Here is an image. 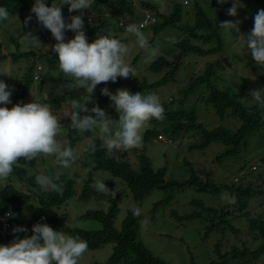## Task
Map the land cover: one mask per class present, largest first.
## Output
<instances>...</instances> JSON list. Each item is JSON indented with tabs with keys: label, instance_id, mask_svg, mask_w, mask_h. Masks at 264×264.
<instances>
[{
	"label": "rangeland",
	"instance_id": "obj_1",
	"mask_svg": "<svg viewBox=\"0 0 264 264\" xmlns=\"http://www.w3.org/2000/svg\"><path fill=\"white\" fill-rule=\"evenodd\" d=\"M136 1L139 4L138 6L143 8L142 0ZM188 1L189 3L186 5L184 4V0H150L148 2L155 4L158 10L166 14L172 13L175 5H179L183 10L184 21H189L195 12L194 6L196 0ZM45 2L47 3V0H45ZM55 2H57V0H55ZM199 2L210 14L218 10V7H213L214 0H199ZM242 3L244 7L238 9V15L233 20L241 21V33L236 34L231 31L222 30L224 49L216 56L199 55L194 52L182 55L181 51L175 47V44L183 37L181 30L176 27L168 26L162 30L155 31L153 26H151L142 30L148 38L149 46L158 48L157 54L154 57H149L148 53L135 43V37L127 34L125 30L120 27L114 3L110 1L99 4L97 6V10L99 11L97 15L93 14L91 9L83 10L84 28L89 42L94 41L97 38V34L111 35L121 39L123 43L128 44L130 47L128 60L131 66L136 69L137 76L132 78L119 77L113 85H104V87H107L113 93L119 88H127L133 93L141 92L142 95L155 93L160 97L163 106L170 103V109H177L179 107L190 108L194 106L197 110L199 121L209 128H214L222 124L236 130L240 124L238 119L229 116H225V118L222 119L213 105L202 100L201 97L208 94L206 85H202L190 92L187 98L184 99L183 104L180 103V100L183 97V90L191 83V78L202 74L209 62L220 59L223 64L218 68L216 74H214L212 82L217 84L221 89L230 88L234 91H238L242 88H246L247 95L244 99L252 104L257 103L253 101L249 94L253 89L264 88V68H261L255 63L241 37H244L245 34L251 31V29H249L250 17L255 10L259 9L260 3L258 0H242ZM32 6L18 13L5 25L0 26V41L3 44L2 49H6V51L2 50V52L8 55L0 60V66L5 64L10 65L14 75L9 77L0 74V80H3L9 88L12 89L11 101L16 98L17 88L21 79L29 70L32 58L19 57L17 60L13 61L9 53L17 52L18 49L22 52L34 48L30 45L26 33L38 36L40 41L48 38L52 45L56 43L51 32L44 28L42 24L35 32L33 28H29L28 25L30 23L37 22L36 15L31 13ZM61 8L66 23L71 22V17L73 15L81 14L79 11L68 13V9ZM149 9L153 10L152 7ZM29 15H31L32 18L30 22L25 23ZM99 15L106 25L101 28H96L94 30L96 32H92L94 27L102 24ZM88 16L93 17L90 23L86 19ZM141 16L142 12L136 9V17ZM87 24H89V26ZM74 35L75 33L71 30L65 31L66 40L73 38ZM13 39H15L14 43L11 42L14 41ZM50 48L51 47H49V50L44 49L45 53L51 52ZM161 57H166L171 61H175L178 67L175 70V74L169 79L160 84H153L164 79L170 71V67L168 66L160 70L152 69V64ZM37 63L42 66V69L39 71L40 75L46 78L45 82L42 83L43 90L39 88V97H35V95L38 96V94L32 95L33 91H30L25 103L31 102L35 97L39 102L52 108V105L56 103V98L67 91L78 90L79 93L83 91L82 95L74 96L71 98V101L73 99H81L87 95L83 89H70L68 87L70 81L67 80L60 71L58 67V57L52 62L48 57L44 56L38 58ZM172 69L171 67V70ZM41 82H38V84ZM143 84L145 85L143 89L136 87ZM34 85L36 86V82H34ZM102 88H96L93 97L100 94ZM170 97H172L174 101L168 102ZM71 101L63 103L59 109H56L58 110L56 115L60 121L66 118L65 113L69 115L71 111ZM57 104H59V102ZM104 110L113 118L114 110L111 107L107 106ZM149 126L151 125H148L142 131V144L139 150L146 151L151 157L155 168H166L165 179L167 181L178 180L179 182H183L190 179L192 175V166L195 170V174H198L202 180L206 181L210 179L218 183L226 182L234 184V182L242 181L240 177L245 180L251 169L254 170V172L251 171L252 176H258V174L264 173V162L262 160V157H264V125L259 132L257 131L258 133H256L251 140L249 139L247 144L241 146L232 154L220 158H218L219 154L228 149L226 144L212 142L204 149H191L190 145L199 140V137L191 131L182 133L181 135H174V137H171L170 132L167 139L174 138V143H170L164 139L166 135L163 133L164 140L154 136L151 141L146 144L144 133ZM112 127H118V119L112 124ZM62 130H64V128H62ZM61 133L63 132L61 131ZM80 134L83 135V138L82 142L76 146L78 159L70 168H63L55 163V158L53 156L44 155L34 159V162L30 164L17 163V165L24 166L27 169L28 175H39L43 173L52 179L57 178V176L74 178L77 182L75 189L79 190L82 185L81 182L83 177L92 169V166H88L84 163L85 145L89 140L100 137L101 135L98 128L90 130L89 133L80 132ZM62 137L64 139L58 134L57 139L66 144L65 137L63 135ZM129 161L135 167H138L137 152L130 153ZM254 166H256L257 169H255ZM93 174L96 175L97 181H102L105 184L106 182H114V185L117 187V192L122 193V197L118 203V213L114 223L115 228L118 230L122 229L123 221L130 209L140 208L141 218L135 226L137 238L151 250L153 255L164 259L169 264H211V261L218 257L215 251L218 242L222 244V251H226L230 250L232 245L239 244L241 241H246L251 238L245 231L238 236L230 231V227H227L225 232L214 230L207 233L210 214L202 207V204H196L194 201H203L206 206L218 209L221 208L220 206H224L229 202L226 193L216 194L201 191L195 184H189L183 187H175L174 189H171V187H155L142 200H136L120 179L115 178L110 172L94 171ZM236 178L240 179L235 181ZM9 183L17 188L26 190L19 178L13 173H11L7 180H0V188ZM172 195V199H167V197ZM259 198L261 201H264V196H260ZM68 204L61 206V211L66 213V226L70 229L81 228L96 230L102 228L100 221L86 217L84 214L90 209L109 210L111 207L110 202L99 201L95 198L89 200L79 199L73 204ZM27 206L30 207V204L24 205L23 209L27 208ZM258 206V204L254 206L252 211L258 208ZM194 212H199L200 215L194 218L190 217L189 215ZM230 218L236 227H240L242 230L246 227L247 220L245 217L236 218L231 214ZM4 244H8V242L0 236V245ZM241 245L242 242L240 243V246ZM112 252L113 244H104L96 250L86 251L79 260V264H104L108 261ZM119 264L125 263L121 262ZM251 264H264V253L257 260L252 261Z\"/></svg>",
	"mask_w": 264,
	"mask_h": 264
},
{
	"label": "trees",
	"instance_id": "obj_2",
	"mask_svg": "<svg viewBox=\"0 0 264 264\" xmlns=\"http://www.w3.org/2000/svg\"><path fill=\"white\" fill-rule=\"evenodd\" d=\"M114 3L116 7V15L120 19L134 20L136 17V8L138 3H134L133 0H95L91 12L95 15L99 13L97 6L107 2ZM35 0H0V6L6 7L10 13V20L13 19L21 11L29 9ZM260 3L259 9L255 10L250 17L249 29L254 26V16L258 10L264 9V0H258ZM53 0H47V4L51 6ZM56 3H61V0H57ZM143 7L153 8L157 11L159 21L153 25L155 31L162 30L165 27H176L183 33V37L175 45L177 49L181 51V54H187L194 52L199 55L216 56L224 49V38L222 30L219 28L220 21L234 20L237 16H229L227 10L232 6V0H227L226 3L221 5L218 0H214L213 7H218V10L213 11L211 14L207 9L200 4L199 0L195 1L193 17L189 21H184L183 10L181 6L175 5L172 13L166 14L158 10L155 4L142 0ZM137 4V5H135ZM61 7L68 9V5H62ZM68 13H70L68 11ZM238 15V14H237ZM240 15V14H239ZM100 16V15H99ZM240 17V16H239ZM90 23L93 19L86 18ZM100 20H102L100 16ZM9 20L0 21V26L8 23ZM89 26V24H87ZM106 23L102 20V24L94 27L92 32L96 28L105 26ZM29 28H33L34 32L41 26L37 21L30 23ZM121 27V26H120ZM151 27V26H150ZM125 30V28L121 27ZM149 28V27H147ZM144 28V29H147ZM143 30V29H142ZM11 41L12 43L15 42ZM46 39H42V44L46 46H52V43ZM41 45L38 49L31 48L27 51L11 52L9 55L11 60L15 61L19 57L32 58V63L29 66V70L25 73L17 88L16 98L7 107L11 108L16 103H25L28 94L34 87V74L35 69L39 66L37 63L38 58L48 57L50 61L54 62L58 57L55 53L46 52V46ZM3 44L0 41V60L7 57V54L2 52ZM51 49V48H50ZM180 54V55H181ZM175 61H171L166 57H161L152 64L153 70H160L163 67H170V71L164 77V79L155 82L153 84H160L175 74V70L178 64ZM220 59L211 61L207 64L205 71L197 76L191 78V83L183 90V97L180 103L183 104L184 99L188 94L196 88L206 85L208 88V94L202 96V100L208 104L214 106L218 115L223 119L225 116L238 119L240 124L236 130H233L224 125H218L214 128H209L199 121L196 108L179 107L177 109H170L168 104L163 107L165 109V118L161 120L152 119L149 126L144 133V140L147 144L151 139L156 136L158 139H166L170 143H174V138L167 139V136L171 132V137L174 135H181L188 131L193 132L199 137V140L190 145L191 149H204L212 142H221L228 146V149L219 154L218 158L232 154L237 151L241 146L248 143L249 139L258 133L264 125V105L258 103H249L244 97L247 95L246 88H242L238 91H234L230 88L221 89L212 82L214 74L218 71V68L222 66ZM175 65V66H174ZM174 66V67H173ZM171 67L173 68L171 70ZM45 77L39 85L42 89V83L45 82ZM114 82L101 83L96 88L104 87V85H113ZM137 88H145V85L136 86ZM83 91L79 93L78 90L67 91L56 98V103L52 105L55 109H59L63 103L70 102L74 96H80ZM97 94V93H96ZM40 94H38V97ZM171 101H174L172 98ZM168 99V102H171ZM59 102V104H57ZM95 104L104 109L109 106L114 110L113 123L118 119V113L114 107L111 106L112 102L109 97L103 94H98L94 97ZM3 106V105H0ZM93 105L89 104L91 108ZM71 111L66 118L61 119L62 135L65 137L66 145L71 146L73 149H77L76 146L82 142L83 135L79 131L70 127ZM84 115V113H82ZM94 115V114H93ZM147 125V126H148ZM258 131V132H257ZM90 131H85L89 133ZM166 135L163 139V135ZM161 136V137H160ZM95 144V152L85 150L84 163L88 166H92L81 182V188L75 189L77 182L74 178H67L65 176L53 179L61 189L62 193L48 189H42V187L36 183L35 177L37 175H28L27 169L24 166L14 165L13 174H15L23 188H17L13 184H6L0 188V215H4L6 212H12V216L17 222L31 224L37 218L45 215L48 219L50 226L55 230H62L66 234L72 236H78L81 239L87 241L89 250H96L104 244H113V252L110 255L108 261L104 264H119L124 262L125 264H169L164 259L152 254L151 250L137 238L135 226L141 218L133 215L132 209L127 213L126 218L123 221L122 229L115 228V218L118 213V203L122 197V193L117 192V187L114 182H106L108 191L99 192L91 187V185L97 181L94 171L110 172L115 178L120 179L123 185L129 189L132 196L136 200H142L151 190L155 187H183L189 184H195L199 190L212 192V193H226L229 201L232 197H235V203H226L221 208H215L206 206L203 201H194L196 204H202V207L210 214L207 225V233L212 231L225 232L227 227H230L232 232L241 235L244 231L248 234L249 238L246 241H241L242 245L234 244L230 250L222 251L221 243L216 244V252L218 254L217 259L211 261V264H251L252 261L257 260L264 253V201L260 200V196H264V173L258 174V176H252L251 173L254 170H250L247 178L242 181L229 184L226 182H213L208 179L202 180L198 174H195L193 166L191 167L192 175L190 179L179 182L178 180L167 181L165 179L166 168H155L151 157L145 150H139V148H133L127 151L113 150L109 152L103 145L100 137L89 140ZM88 141V142H89ZM86 143L85 147L87 146ZM131 152H137L138 167H135L129 161V155ZM264 162V157H262ZM34 162H27L20 159L17 163L30 164ZM257 169L256 166H254ZM252 171V172H251ZM238 178V180L240 179ZM95 198L99 201H107L111 203L109 210L103 209H90L84 216L94 218L101 222L102 228L96 230H87L81 228L70 229L66 226V213L61 211V206L66 204L70 205L77 200H89ZM172 196L167 199H172ZM259 199V200H258ZM68 202V203H67ZM72 202V203H71ZM259 202V203H258ZM32 203V205H31ZM30 204V207L24 208V205ZM259 205L258 208L253 209L254 206ZM25 210V211H24ZM233 214L236 218L245 217L247 220L246 227L242 230L240 227H236L230 215ZM199 212L191 213L189 216L194 218L199 216ZM25 216V217H23ZM32 233H13L8 232L5 236H0L6 241L11 242L17 236L23 238L25 235H31ZM102 264V263H97Z\"/></svg>",
	"mask_w": 264,
	"mask_h": 264
},
{
	"label": "clouds",
	"instance_id": "obj_3",
	"mask_svg": "<svg viewBox=\"0 0 264 264\" xmlns=\"http://www.w3.org/2000/svg\"><path fill=\"white\" fill-rule=\"evenodd\" d=\"M186 1L184 0L185 5L189 3ZM94 2L95 0H61L58 4L53 0L49 6L45 0H35L31 13H34L37 21L51 32L56 43L46 46L38 36L31 33L26 35L34 48L44 45L46 50H49L51 47V51L58 56L60 71L70 81L68 87L83 89L87 94L81 99L71 101L70 127L79 132L98 128L100 139L109 152L139 148L142 144V131L152 119L162 121L165 118V109L160 97L155 93L142 95L141 92L133 93L127 88H119L113 93L104 87L101 93L110 98L111 106L118 113V127L113 128V118L95 104L93 93L97 85L109 81L116 82L119 77L132 78L137 75L136 69L128 60L130 47L121 39L97 34V38L89 42L84 28L83 10H90ZM226 2L227 0H218L221 5ZM62 5H68L70 13L79 11L81 14L73 15L71 22L66 23ZM241 7H244L242 0H232V6L227 10V14L235 17ZM135 8L142 12L145 7ZM154 11L158 22L157 11ZM142 16L134 20H140ZM31 18L29 15L25 23L30 22ZM88 18L93 19L92 16ZM4 20H10V13L6 7L0 6V21ZM240 23L239 20L220 21L219 28L240 34ZM143 27V24L131 23L125 26V32L135 37V43L144 49L149 57H154L158 48L149 46L148 38L142 31ZM66 30L73 31L74 37L66 40ZM241 39L255 63L264 68V9L257 11L254 26ZM48 41L47 38L45 42ZM41 69L42 67L35 69L36 86L33 87L32 95L40 94L38 82L44 78L39 73ZM0 74L14 76L13 69L8 64L0 66ZM35 75L39 76L38 79ZM249 95L253 101L264 105V88L253 89ZM11 96L12 89L0 80V105H3L0 106V180L8 179L13 172V166L20 159L31 162L41 155L53 156L56 164L70 168L78 159V152L57 139L62 131V124L57 115L49 106L39 102L35 98L37 95L33 96L31 102L16 103L9 108L7 105L12 103ZM89 104L93 106L89 108ZM85 150L95 152L94 142L89 141ZM35 180L42 188L62 193L61 187L48 175L41 173ZM91 187L102 193L108 191L107 185L102 181H95ZM229 202L235 203V197ZM132 211L134 216L141 215V209L138 207ZM7 215L14 214L9 212ZM12 231L27 233L28 229L17 226ZM87 249V241L80 237L57 231L48 223L37 222L32 226L31 235H25L23 238L17 236L9 244L0 245V264H79Z\"/></svg>",
	"mask_w": 264,
	"mask_h": 264
},
{
	"label": "built area",
	"instance_id": "obj_4",
	"mask_svg": "<svg viewBox=\"0 0 264 264\" xmlns=\"http://www.w3.org/2000/svg\"><path fill=\"white\" fill-rule=\"evenodd\" d=\"M133 1H134V3H136V0H133ZM185 2H187V1L185 0ZM142 12H143V16L140 20H129L128 21L125 19H120L119 25L121 27L125 28L126 25L131 24V23H134L137 25L143 24L144 27L142 29H144V28H147V27H149V26H151L157 22V15H156V12L154 10H151L149 8H144L142 10ZM38 68H40V66ZM38 77H39L38 75H35L36 79H38ZM171 99L172 98H170V100ZM235 181H238V178H236ZM7 213H9V212H6L4 215H0V234L2 236H5L8 232H11L12 229L17 227V226L25 227L28 229L27 233H32V226L35 223L40 222V223H48L49 224L48 219L45 215L41 216L40 218H37L31 224H26V223L17 222L15 219H13L12 216H8ZM8 244H9V242H8Z\"/></svg>",
	"mask_w": 264,
	"mask_h": 264
},
{
	"label": "crops",
	"instance_id": "obj_5",
	"mask_svg": "<svg viewBox=\"0 0 264 264\" xmlns=\"http://www.w3.org/2000/svg\"><path fill=\"white\" fill-rule=\"evenodd\" d=\"M147 1H150V0H147ZM153 3H154V2H153ZM3 51H6V49H4ZM4 54H6V53H4ZM51 109H52L53 113L56 115V113L58 112V110H56L54 107H52ZM59 136H61V138H63V137H62V133H60ZM63 139H64V138H63Z\"/></svg>",
	"mask_w": 264,
	"mask_h": 264
}]
</instances>
